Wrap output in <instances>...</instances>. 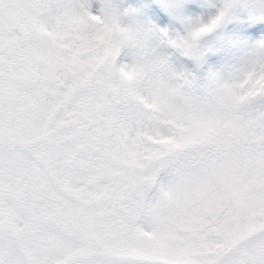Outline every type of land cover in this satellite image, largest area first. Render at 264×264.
<instances>
[{"label": "snow or ice", "instance_id": "6c2138e0", "mask_svg": "<svg viewBox=\"0 0 264 264\" xmlns=\"http://www.w3.org/2000/svg\"><path fill=\"white\" fill-rule=\"evenodd\" d=\"M0 264H264V0H0Z\"/></svg>", "mask_w": 264, "mask_h": 264}]
</instances>
